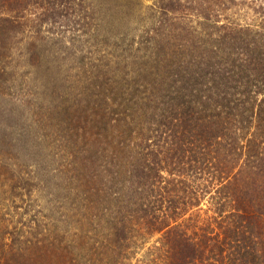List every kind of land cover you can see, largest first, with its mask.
<instances>
[{"label": "trees", "instance_id": "16d2710c", "mask_svg": "<svg viewBox=\"0 0 264 264\" xmlns=\"http://www.w3.org/2000/svg\"><path fill=\"white\" fill-rule=\"evenodd\" d=\"M11 1L25 6L0 7ZM238 2L162 0L166 14L194 13L200 31L183 29L185 45L152 39L148 101L102 122L120 133L88 157L85 192L104 188L97 160L107 183L124 167L105 241L71 258L69 244L32 234L25 247L0 243V264H264V0ZM240 5L244 23L228 15ZM89 200L85 212L98 208Z\"/></svg>", "mask_w": 264, "mask_h": 264}, {"label": "rangeland", "instance_id": "374dc122", "mask_svg": "<svg viewBox=\"0 0 264 264\" xmlns=\"http://www.w3.org/2000/svg\"><path fill=\"white\" fill-rule=\"evenodd\" d=\"M24 1L21 8L13 1L0 7L8 21L0 30V243L25 247L26 237L38 234L69 244V257H79L105 241L107 209L124 172L115 168L117 178L107 183L99 171L107 164L97 160L104 188L85 192L88 157L111 141L106 132L120 133L102 122L121 112L136 116L148 101L152 39L175 36L185 45L182 30L198 37L202 21L183 8L166 14L162 0ZM244 1L254 0L238 4ZM233 13L243 23L252 15L247 5ZM127 99L134 112L124 111ZM88 200L98 208L85 212Z\"/></svg>", "mask_w": 264, "mask_h": 264}]
</instances>
